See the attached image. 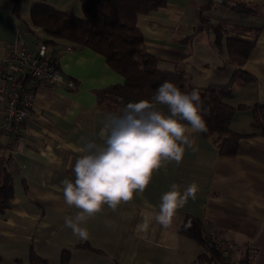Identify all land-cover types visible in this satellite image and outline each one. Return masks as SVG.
<instances>
[{
  "label": "crops",
  "instance_id": "obj_1",
  "mask_svg": "<svg viewBox=\"0 0 264 264\" xmlns=\"http://www.w3.org/2000/svg\"><path fill=\"white\" fill-rule=\"evenodd\" d=\"M34 3L83 15L81 0H20L16 13L9 0H0V81L1 58L11 41L20 36L36 55L37 38L46 37L30 19ZM136 26L142 52L153 56L156 65H170L173 70L167 72L182 71L195 88L229 84L232 95L227 101L236 108L229 127L245 134L237 150L221 154L216 136L193 134V147L186 148L179 164L166 162L143 194L115 211L105 204L80 225L89 233L88 239H80L65 226V218L74 219L81 210L65 204L61 182L74 181L72 169L81 149L89 142L103 144L99 133L106 114L121 110L98 102L96 91L124 79L100 53L55 40L47 51L51 55L57 50L61 70L77 87L38 86L13 154L2 139L12 195L0 213V264H29L32 252L47 264H201L198 257L204 249L180 231L185 216L198 219L209 236L233 240L236 257L254 250V264H264V132L252 127L255 106L264 105V0H224L220 5L166 0L138 14ZM216 30L223 32L220 43ZM229 38L253 42L241 65L252 77L246 81L228 57ZM156 107L168 113L166 106ZM193 182L199 188L196 199L178 210L172 227L162 228L155 220L161 196L174 183L183 191ZM145 217L150 219L147 232L139 228Z\"/></svg>",
  "mask_w": 264,
  "mask_h": 264
},
{
  "label": "trees",
  "instance_id": "obj_2",
  "mask_svg": "<svg viewBox=\"0 0 264 264\" xmlns=\"http://www.w3.org/2000/svg\"><path fill=\"white\" fill-rule=\"evenodd\" d=\"M11 9L17 12L20 0H9ZM166 0H81V17L69 11H62L44 3H34L30 9V19L45 32L46 43L55 44L63 39L79 47H88L100 53L108 65L123 77V82L108 85L96 91L98 102L110 105L112 109H122L128 102L149 100L155 90L166 80L174 82L182 91L193 89L200 94L203 102L204 119L207 132L203 134L218 138V151L232 155L237 150L239 139L245 134L233 131L230 120L236 110L227 99L232 95L229 84L224 86L210 85L206 88H195L189 78L179 70L160 71L156 59L142 52V35L136 26L138 14L147 13L163 6ZM223 33L216 30V42ZM228 57L236 63V74L244 81L252 78L242 71L241 65L246 61L253 42L229 38L226 41ZM57 60V50L51 52ZM242 106H238L241 108ZM253 129L264 132V105H256L252 120ZM252 134V133H250ZM12 195V179L5 170L0 171V213L7 208ZM180 231L198 242L204 252L198 259L201 264H227V259L211 249V236L206 234L202 223L190 216H185ZM243 264H251L250 254L242 258ZM29 264H47L46 260L31 253Z\"/></svg>",
  "mask_w": 264,
  "mask_h": 264
},
{
  "label": "clouds",
  "instance_id": "obj_3",
  "mask_svg": "<svg viewBox=\"0 0 264 264\" xmlns=\"http://www.w3.org/2000/svg\"><path fill=\"white\" fill-rule=\"evenodd\" d=\"M160 71H172L170 65L158 63ZM156 105L166 106L165 114ZM203 102L197 90L182 91L174 82L164 81L149 100L128 102L119 112H108L100 130L103 144L87 143L75 160L74 181L65 178L63 199L67 206L80 209L75 218H65V226L82 240L89 233L82 223L101 212L106 204L113 211L128 203L135 194H143L153 173L166 162L179 164L186 148L193 147V134L207 132ZM199 191L193 182L181 191L173 184L161 196L156 222L164 229L172 227L179 209ZM150 219L139 228L147 232Z\"/></svg>",
  "mask_w": 264,
  "mask_h": 264
},
{
  "label": "built area",
  "instance_id": "obj_4",
  "mask_svg": "<svg viewBox=\"0 0 264 264\" xmlns=\"http://www.w3.org/2000/svg\"><path fill=\"white\" fill-rule=\"evenodd\" d=\"M220 5L224 0H212ZM37 53L31 55L24 41L17 36L11 41L2 55L3 71L0 81V171L7 155L2 152V139H6L9 151L13 154L21 139V127L31 115L38 86L55 88L64 84L69 89L77 87L76 82L67 76L59 63L47 51L44 37L37 38ZM211 249L227 259V264H243L236 257L234 243L224 237H212ZM254 250L250 252L253 264Z\"/></svg>",
  "mask_w": 264,
  "mask_h": 264
},
{
  "label": "rangeland",
  "instance_id": "obj_5",
  "mask_svg": "<svg viewBox=\"0 0 264 264\" xmlns=\"http://www.w3.org/2000/svg\"><path fill=\"white\" fill-rule=\"evenodd\" d=\"M228 240L234 243V241H233V240H231V239H228ZM254 256H255V254H254ZM253 264H254V262H253Z\"/></svg>",
  "mask_w": 264,
  "mask_h": 264
}]
</instances>
